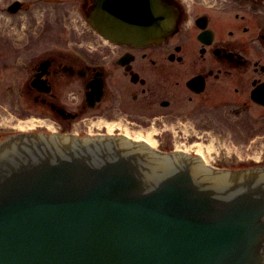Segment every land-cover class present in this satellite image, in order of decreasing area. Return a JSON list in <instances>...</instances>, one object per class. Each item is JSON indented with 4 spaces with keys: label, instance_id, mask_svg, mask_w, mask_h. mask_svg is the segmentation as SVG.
<instances>
[{
    "label": "water",
    "instance_id": "95a60500",
    "mask_svg": "<svg viewBox=\"0 0 264 264\" xmlns=\"http://www.w3.org/2000/svg\"><path fill=\"white\" fill-rule=\"evenodd\" d=\"M178 18L171 0H97L89 14L134 44ZM0 264H264V166L216 168L124 136L16 133L0 141Z\"/></svg>",
    "mask_w": 264,
    "mask_h": 264
},
{
    "label": "flooded vegetation",
    "instance_id": "af4514ba",
    "mask_svg": "<svg viewBox=\"0 0 264 264\" xmlns=\"http://www.w3.org/2000/svg\"><path fill=\"white\" fill-rule=\"evenodd\" d=\"M13 1L6 10L18 14L25 3L11 12ZM96 1L60 2L62 39H51L45 21L24 43L0 34V141L49 123L63 133L150 138L168 150L182 139L223 145L229 122L255 126L248 141L260 140L264 0H172L176 30L147 44L94 29Z\"/></svg>",
    "mask_w": 264,
    "mask_h": 264
},
{
    "label": "rangeland",
    "instance_id": "374dc122",
    "mask_svg": "<svg viewBox=\"0 0 264 264\" xmlns=\"http://www.w3.org/2000/svg\"><path fill=\"white\" fill-rule=\"evenodd\" d=\"M11 1L13 0H0V34L4 33L6 38L24 43L30 40L31 37H36L38 26L43 24L44 21L50 25L51 39L53 40L62 39L64 37L62 32L69 29L56 20L63 13V4L60 2L65 0H22L25 5L18 14H11L6 10V5ZM68 7L71 8V5H68ZM74 16L78 18L76 13ZM79 28L84 29L86 27L80 25ZM229 126L230 137L223 143V145L229 147V151H224L220 142L217 141L213 143L205 142L208 144V150L203 147L202 143L193 146L194 141H185V139L172 144V146L170 144V147L172 149L175 146L181 147L195 153L197 147L200 146L207 161L219 167H231L232 163L240 160L235 153H240V150L242 152V149L255 153L258 159L264 162V126L258 127L260 140L255 142L248 141V137H251L250 135L253 133L255 126L248 125L246 122L241 123L238 127H236V124L229 122ZM155 142L156 146L160 148L159 143Z\"/></svg>",
    "mask_w": 264,
    "mask_h": 264
},
{
    "label": "bare ground",
    "instance_id": "6f19581e",
    "mask_svg": "<svg viewBox=\"0 0 264 264\" xmlns=\"http://www.w3.org/2000/svg\"><path fill=\"white\" fill-rule=\"evenodd\" d=\"M142 140H144L143 142H145L150 147H154V148L156 147V144H155L156 142L155 141H153V140H151L149 138L148 139H142ZM198 153L200 154L201 158H203L207 162L206 156L204 155L203 151L199 150Z\"/></svg>",
    "mask_w": 264,
    "mask_h": 264
}]
</instances>
